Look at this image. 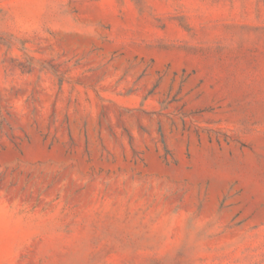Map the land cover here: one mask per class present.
<instances>
[{"label": "rangeland", "instance_id": "1", "mask_svg": "<svg viewBox=\"0 0 264 264\" xmlns=\"http://www.w3.org/2000/svg\"><path fill=\"white\" fill-rule=\"evenodd\" d=\"M0 264H264V0H0Z\"/></svg>", "mask_w": 264, "mask_h": 264}]
</instances>
